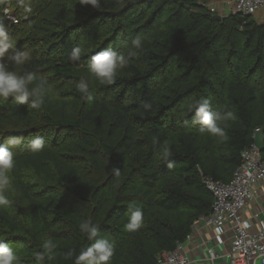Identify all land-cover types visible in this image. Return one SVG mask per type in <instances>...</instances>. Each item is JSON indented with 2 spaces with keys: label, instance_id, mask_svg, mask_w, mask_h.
<instances>
[{
  "label": "trees",
  "instance_id": "trees-1",
  "mask_svg": "<svg viewBox=\"0 0 264 264\" xmlns=\"http://www.w3.org/2000/svg\"><path fill=\"white\" fill-rule=\"evenodd\" d=\"M26 1L0 0V19L10 3L20 21L8 35L31 53L24 67L51 90L39 109L0 100V142L19 141L10 188L28 207L21 212L25 229L0 208L10 234L26 233L22 242L9 241L32 249L16 252L18 264H73L65 254L94 242L80 231L83 220L115 244L110 264H156L211 213L203 178L230 183L264 127V22L243 14L219 21L207 7L212 0H101L97 9L81 0ZM136 35L145 38L143 47L132 49L136 55L113 84L99 83L88 72L90 57L107 48L127 55ZM75 47L82 55L72 62ZM81 79L92 100L76 91ZM201 98L222 115L232 113L226 140L194 122L189 106ZM37 134L44 147L33 152L29 141ZM164 145L172 153L167 161ZM28 170L41 185L25 180ZM133 203L144 218L129 232ZM48 239L57 247L44 261L23 257L45 252Z\"/></svg>",
  "mask_w": 264,
  "mask_h": 264
},
{
  "label": "clouds",
  "instance_id": "clouds-1",
  "mask_svg": "<svg viewBox=\"0 0 264 264\" xmlns=\"http://www.w3.org/2000/svg\"><path fill=\"white\" fill-rule=\"evenodd\" d=\"M84 5H90L93 9L101 7V0H81ZM144 37L134 36L130 41V50L127 55L123 52L107 48L96 52L90 57L88 72L101 84H113L117 73L123 70L136 55L132 49L139 50L143 47ZM82 49L75 47L72 49L68 59L72 62L81 59ZM7 57V62H5ZM31 53L16 46L14 38L8 35V25L0 19V100L7 101L9 98L18 104H28L32 109H39L45 103V97L51 90L49 81L34 71H30L24 66L29 62ZM10 62V63H9ZM76 91L83 99L92 100L89 91L88 81L81 79L76 84ZM152 107L150 102H145V111ZM190 110L194 112V122L201 126L202 130L210 135L226 140L228 121L234 119L231 112L221 114L213 110L209 99L201 98L190 103ZM155 142V141H154ZM19 141L9 139L0 142V208L9 205V199L5 195L11 184V173L16 167L13 148ZM44 147V137L35 135L29 141V148L39 151ZM161 155L165 161L172 155L167 145L162 146ZM171 167V164H169ZM117 174L119 170H116ZM130 216L125 228L129 232H136L143 223L144 213L135 203L129 206ZM80 231L86 235L87 240L94 241L89 246L82 248L79 253L70 249L66 254V259H72L73 264H110L114 255L115 244L107 239L98 238L100 235L99 226L91 220H83L79 224ZM56 244L51 239L44 242L45 252L36 253L37 261H44L47 254H51L56 248ZM49 258H51L49 256ZM0 264H18V257L14 249L8 242L0 239Z\"/></svg>",
  "mask_w": 264,
  "mask_h": 264
},
{
  "label": "built area",
  "instance_id": "built-area-1",
  "mask_svg": "<svg viewBox=\"0 0 264 264\" xmlns=\"http://www.w3.org/2000/svg\"><path fill=\"white\" fill-rule=\"evenodd\" d=\"M227 4L233 15L255 16L264 8V0H227ZM13 22L18 23L16 19ZM203 184L213 196L211 213L200 217L184 244L161 254L156 264H264V224L253 230L247 226L246 217L264 190L262 153L253 144L244 151L243 164L230 183L204 177ZM205 229L214 230L219 247L210 246L211 241L206 239L203 256L198 238Z\"/></svg>",
  "mask_w": 264,
  "mask_h": 264
},
{
  "label": "rangeland",
  "instance_id": "rangeland-1",
  "mask_svg": "<svg viewBox=\"0 0 264 264\" xmlns=\"http://www.w3.org/2000/svg\"><path fill=\"white\" fill-rule=\"evenodd\" d=\"M23 1L25 2V0H23ZM23 3H21V4H23ZM26 3L29 6H31L32 1L28 0V1H26ZM27 4L24 3L25 7L29 8V6ZM228 6H230V5H228ZM211 7L215 8L214 12L217 13L218 16L224 17L223 16L224 14L221 11L219 12V8H220L219 6L215 5V6H211ZM3 13H4V18H5L4 22H5L6 25H8V30H9V28H11L13 26H16L18 24V23H14L13 22L15 19L18 22L20 21L17 17L14 18L13 13H11V4L10 3L7 4L6 8L3 10ZM260 14H264V8L262 10H260L258 12V14H256L254 16L256 20H257V18L259 17ZM25 141H29V140L28 139L22 140L23 143ZM24 145H26V144H24ZM17 149H18V147L14 146V148H13L14 154L16 153ZM24 174H25V180H27L28 182H32V184H34V185H36V184L41 185V182H43V178L39 177L38 175H35L31 170L25 171ZM5 195L8 197L9 202H10L9 205L6 206V208L9 210L10 213H12L14 215L15 219L19 223H21V227H23L25 229L26 223H24V216L22 217V215H21V212L27 211V209H28L25 200L23 199V197L21 195L19 196L14 191H12L10 187L5 192ZM25 237H26V233H24L23 231L21 233H11L10 234V232L6 228L3 227L2 223H0V239L5 240L6 242H8L10 244V246L14 249L15 253L19 252L22 248H26V252H27V250L28 251L32 250L31 246L26 245L24 243H21L23 238H25ZM11 238L19 239V240H21V242H17V241L10 242L9 240ZM31 256L32 257H36L34 252H30V254L28 253V255H24L23 257L29 258Z\"/></svg>",
  "mask_w": 264,
  "mask_h": 264
},
{
  "label": "crops",
  "instance_id": "crops-1",
  "mask_svg": "<svg viewBox=\"0 0 264 264\" xmlns=\"http://www.w3.org/2000/svg\"><path fill=\"white\" fill-rule=\"evenodd\" d=\"M227 0H218V1H209L207 4V7H210L213 11H215L214 7L211 6H219V12L221 11L224 15V17L232 14V7L228 6L226 3ZM221 9V10H220ZM257 21L264 22V14H260L257 18ZM258 216V218H257ZM246 217L248 218L247 226L252 228L253 230H258L262 224H264V190L260 193L259 197L256 199V201L252 204V207L248 211ZM204 234V235H203ZM200 236L198 245L200 247V255L205 254V248L203 245V242L207 239L211 241L210 246L219 247V242L216 240L217 234H215L214 230L211 229H205L204 233ZM217 244V245H216ZM186 246H188L186 244Z\"/></svg>",
  "mask_w": 264,
  "mask_h": 264
},
{
  "label": "water",
  "instance_id": "water-1",
  "mask_svg": "<svg viewBox=\"0 0 264 264\" xmlns=\"http://www.w3.org/2000/svg\"><path fill=\"white\" fill-rule=\"evenodd\" d=\"M217 20H221L222 17L221 16H217L216 17ZM255 146L258 148V150L262 153L264 150V127L255 134Z\"/></svg>",
  "mask_w": 264,
  "mask_h": 264
}]
</instances>
